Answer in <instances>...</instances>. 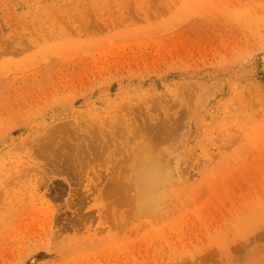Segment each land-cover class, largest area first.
I'll return each instance as SVG.
<instances>
[{
    "label": "rangeland",
    "instance_id": "1",
    "mask_svg": "<svg viewBox=\"0 0 264 264\" xmlns=\"http://www.w3.org/2000/svg\"><path fill=\"white\" fill-rule=\"evenodd\" d=\"M0 264H264V0H0Z\"/></svg>",
    "mask_w": 264,
    "mask_h": 264
},
{
    "label": "bare ground",
    "instance_id": "2",
    "mask_svg": "<svg viewBox=\"0 0 264 264\" xmlns=\"http://www.w3.org/2000/svg\"><path fill=\"white\" fill-rule=\"evenodd\" d=\"M133 167L132 169L136 176L133 175L132 178L136 177V185L134 183L131 186H137L136 197L137 202L140 204L139 211L149 212L157 209L162 200L164 190H162V185L170 176L169 170L159 165L157 159L153 157V155L152 157L141 156ZM134 178L133 180H135ZM131 188L132 187H130V189Z\"/></svg>",
    "mask_w": 264,
    "mask_h": 264
}]
</instances>
